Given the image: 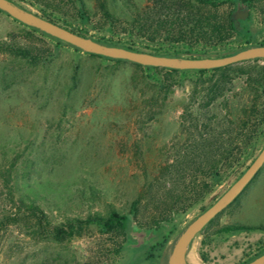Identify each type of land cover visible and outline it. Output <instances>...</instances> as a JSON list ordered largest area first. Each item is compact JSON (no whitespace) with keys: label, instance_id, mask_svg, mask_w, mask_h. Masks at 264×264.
<instances>
[{"label":"rangeland","instance_id":"374dc122","mask_svg":"<svg viewBox=\"0 0 264 264\" xmlns=\"http://www.w3.org/2000/svg\"><path fill=\"white\" fill-rule=\"evenodd\" d=\"M227 8L244 21L246 30L219 47V53L233 52L245 42L251 47L264 44V20L258 10L240 1ZM66 20L71 29H86L97 38L109 36L78 20ZM0 40L41 48L43 40L53 47L51 40L29 33L3 13ZM163 77V72L90 57L69 46L54 48L51 61L36 66L0 51V171L16 160V194L35 201L49 223L44 232L33 234L31 223L23 219L26 209L18 210L0 177V264H168L180 235L230 189L262 150L264 124L251 159L225 172L208 195L175 218L171 238L154 258L146 255L152 233L138 227L150 220L144 210L126 237L103 233L95 224L62 242L52 237L53 228L68 219L83 220L110 209L128 214L145 175L157 177L159 166L172 157L171 141L178 133L183 105L199 80L192 73L181 79L177 75L172 91L155 95L154 85ZM259 104L264 105V96ZM215 107L218 110V102ZM226 225L262 229L216 232ZM262 250L264 166L238 200L193 238L183 259L185 264H243Z\"/></svg>","mask_w":264,"mask_h":264},{"label":"trees","instance_id":"16d2710c","mask_svg":"<svg viewBox=\"0 0 264 264\" xmlns=\"http://www.w3.org/2000/svg\"><path fill=\"white\" fill-rule=\"evenodd\" d=\"M8 1L25 11H28L25 4L34 7L41 13L40 18L100 44L181 59L222 58L251 47L245 42L233 52H218L219 47L227 45L236 35H243L246 30L244 21L236 19L233 10H226L227 6L234 5L236 1L242 2L250 10H258L264 20V0ZM0 13L5 14L2 11ZM68 18L78 20L83 25L94 26L109 36L97 38L88 35L86 29H71V22L66 20ZM27 28L29 33L51 40L53 47L50 48L43 40V48L31 43L0 40V51L31 66L48 63L53 58L54 48L61 46H69L77 53L109 62H127L83 52L35 28ZM133 64L148 72L164 73L162 80L158 79L154 85L157 92L155 95L158 96L172 91L177 75L181 79L192 73L199 80L183 105L178 133L171 141L170 149L174 154L159 166L157 177L149 178L145 172L144 184L132 201L128 214H119L115 209H110L105 214L95 212L83 220L68 219L53 228L52 237L56 242H62L75 234L80 235L83 228L92 224L103 233L117 232L126 237L133 230L134 223L139 221V213L144 210L151 214L150 220L145 224L138 223V227L152 233L146 253L147 259H151L171 238L175 218L185 214L208 195L213 183L219 182L225 172L251 159L260 136L259 129L264 124V105L259 104L264 96V59L208 70H175ZM165 148L169 149L167 146ZM15 161L1 169L0 177L8 197L17 205L18 210L22 206L26 209L27 215L23 219L31 223L32 233L39 234L45 231L49 223L35 201L16 194L13 178ZM261 229V226L226 225L216 232ZM262 254L264 250L243 264Z\"/></svg>","mask_w":264,"mask_h":264},{"label":"water","instance_id":"95a60500","mask_svg":"<svg viewBox=\"0 0 264 264\" xmlns=\"http://www.w3.org/2000/svg\"><path fill=\"white\" fill-rule=\"evenodd\" d=\"M0 11L27 27L35 28L83 52L115 60H124L141 66L175 70H208L254 59H264V46L250 47L236 54L222 58L181 59L156 56L150 53L134 52L124 48L100 44L91 38L82 37L47 20L41 19L8 0H0ZM247 13L248 12L245 11L244 16H241L240 19H244ZM235 18L238 19L239 17L235 16ZM263 166L264 147L230 189L180 235L168 258V264H176L178 258L180 256L183 257L193 238L242 193ZM246 264H264V254Z\"/></svg>","mask_w":264,"mask_h":264},{"label":"bare ground","instance_id":"6f19581e","mask_svg":"<svg viewBox=\"0 0 264 264\" xmlns=\"http://www.w3.org/2000/svg\"><path fill=\"white\" fill-rule=\"evenodd\" d=\"M176 264H185V263H184V259H183L182 256H180V257L178 258Z\"/></svg>","mask_w":264,"mask_h":264}]
</instances>
